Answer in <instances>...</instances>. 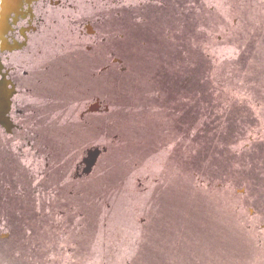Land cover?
<instances>
[{
    "label": "rangeland",
    "instance_id": "374dc122",
    "mask_svg": "<svg viewBox=\"0 0 264 264\" xmlns=\"http://www.w3.org/2000/svg\"><path fill=\"white\" fill-rule=\"evenodd\" d=\"M6 1L0 264H264V0Z\"/></svg>",
    "mask_w": 264,
    "mask_h": 264
},
{
    "label": "flooded vegetation",
    "instance_id": "af4514ba",
    "mask_svg": "<svg viewBox=\"0 0 264 264\" xmlns=\"http://www.w3.org/2000/svg\"><path fill=\"white\" fill-rule=\"evenodd\" d=\"M7 10V9H6ZM1 28H3V27H1ZM3 40V39H2ZM10 43V42H9ZM15 45H12L11 43H10V47H5V48H12V47H14ZM4 48V49H5ZM0 74H1V64H0ZM5 78V77H4ZM4 78H2V77H0V88H1V84H2V82H4ZM9 81V80H8ZM9 85H10V83H9ZM11 87V86H10ZM89 106V105H88ZM87 106V108H86V111L84 112V114L85 113H89V112H91V110H88L89 109V107ZM10 107H11V104H10ZM9 113V112H8ZM9 117V116H8ZM1 121V120H0ZM2 122V121H1ZM91 150V149H90ZM87 155H88V153H87ZM86 155V156H87ZM85 158H87V157H85ZM84 166L86 167V162H85V160H84ZM96 164V163H95ZM95 164L93 165V168H94V166H95ZM92 168V169H93ZM92 169H90V170H92ZM90 170H88V172L90 171ZM83 173H87V170L86 171H84ZM187 257H188V260L186 261V264H193V262H194V260H193V254L190 252V253H187ZM167 258H169L167 255H165V254H160L159 256H158V258H157V260H156V263L157 264H167ZM176 262H178V260H176Z\"/></svg>",
    "mask_w": 264,
    "mask_h": 264
},
{
    "label": "bare ground",
    "instance_id": "6f19581e",
    "mask_svg": "<svg viewBox=\"0 0 264 264\" xmlns=\"http://www.w3.org/2000/svg\"><path fill=\"white\" fill-rule=\"evenodd\" d=\"M6 1V0H5ZM10 2H8V1H6L5 3H4V8H5V10L7 9V10H9V7H8V4H9ZM5 12V11H4ZM1 27H2V25H1ZM5 81H7V78H5ZM8 94H10V92H8ZM6 97H8V96H6ZM0 118L2 119V120H4V121H10L9 120V118L6 116V113L3 111V112H1V116H0ZM11 123V122H10ZM99 150V149H98ZM98 150L97 149H95V150H89V156L87 157V158H85V162H86V170L88 171V170H90V169H92V167H93V165L95 164V162H96V158H97V156H98V154L100 153V151L98 152Z\"/></svg>",
    "mask_w": 264,
    "mask_h": 264
},
{
    "label": "trees",
    "instance_id": "16d2710c",
    "mask_svg": "<svg viewBox=\"0 0 264 264\" xmlns=\"http://www.w3.org/2000/svg\"><path fill=\"white\" fill-rule=\"evenodd\" d=\"M189 230H190V228H189ZM260 243V242H259ZM258 243V244H259ZM261 246H264V243L263 242H261ZM204 245V244H203ZM209 249V248H208ZM208 251H211V252H209L208 254H207V256H206V253H207V248H206V246L204 245L202 248H201V252H202V255L199 253V252H196L195 253V251L193 252V253H195L196 255H198L199 257H202L203 259L204 258H206L207 260H209V257L213 254V252H217L218 251V249H212V250H208ZM188 253H190V252H188ZM163 254V253H162ZM193 256H194V254H193ZM206 259H204L205 261H206V263L205 264H209L208 263V261L206 260ZM202 261V260H201Z\"/></svg>",
    "mask_w": 264,
    "mask_h": 264
}]
</instances>
